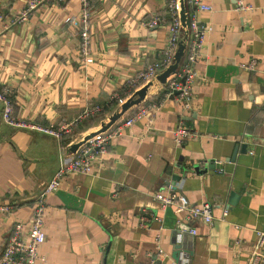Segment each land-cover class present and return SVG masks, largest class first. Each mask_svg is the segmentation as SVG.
I'll list each match as a JSON object with an SVG mask.
<instances>
[{"label": "crops", "instance_id": "1", "mask_svg": "<svg viewBox=\"0 0 264 264\" xmlns=\"http://www.w3.org/2000/svg\"><path fill=\"white\" fill-rule=\"evenodd\" d=\"M201 1L211 10L194 13L208 32L190 109L151 82L124 116L155 105L151 122L113 137L92 173L66 176L47 197L37 264L249 263L264 232V0H245L241 11L236 0ZM28 2L0 0V89L10 90L15 123L26 125L4 123L0 101V204L12 206L0 213V252L71 146L108 123L116 97L127 101L141 89L138 74L162 59L170 40L169 0H91L93 62L84 64L77 31L65 23L80 13V0H46L20 21ZM153 17L160 23L146 27ZM180 125L193 135L178 146L172 131ZM49 126L59 138L41 132ZM170 185L193 204L210 202L213 222L161 207L154 194ZM141 214L158 221L143 227Z\"/></svg>", "mask_w": 264, "mask_h": 264}, {"label": "built area", "instance_id": "2", "mask_svg": "<svg viewBox=\"0 0 264 264\" xmlns=\"http://www.w3.org/2000/svg\"><path fill=\"white\" fill-rule=\"evenodd\" d=\"M45 1L46 0H29L26 9L21 13L18 19L20 21L26 19L30 13L35 11ZM64 1L65 0H58V2ZM244 1L245 0H236V7L238 10L241 11L246 8ZM167 10L171 16V24L169 26L170 40L163 51L162 59L149 64L146 69L138 74L135 82L141 84V88H143L152 81H156V78L161 73L174 64L175 54L179 46H183V57L178 63L175 73L171 74L166 79L164 93L165 97L175 98L185 110H189L196 78L195 64L200 55L204 36L208 32V27L200 25L194 13L196 11H210L211 7L203 4L201 0H169ZM182 12L185 19L183 21L181 20ZM90 18V0H80V13L76 16H68L65 19V23L72 26L77 31L80 40V55L84 64H91L93 62L89 52L91 42ZM159 23L160 18L153 17L145 26L153 28ZM243 67L251 71L255 68V61L252 60L247 65H243ZM9 91L7 87L0 89V101L3 104L1 119L4 123L11 126L26 127L24 123H15L12 118ZM175 93L178 94L174 96ZM116 100L119 107L126 102V100L119 97H116ZM155 108V105H151L147 108L137 110V112L133 113L128 118H125L124 115L108 130L105 132H98L92 138L82 143L77 150L73 152L72 157L62 160L58 171L54 173L51 179L42 188L41 192L35 197L29 218L25 221L13 222L0 252V264H37L39 260V247L46 239L44 219L47 211V197L60 188L66 176L70 174L92 173L95 164L101 162L111 139L121 135L137 121L147 119V121L149 120V122H151L150 117H152V115L150 113L156 111ZM99 111V107L86 110L81 115L80 119ZM40 130L56 138L60 137V130H55L52 126ZM62 130L64 131V129ZM172 135L176 145L180 146L191 138L193 134L184 126L180 125L172 131ZM82 140L79 143H81ZM168 189L169 191L166 194L159 192L154 194L155 199L160 203L161 207L165 208L168 205H174L177 212H186L187 218H199L207 224L213 222L212 205L210 202L204 201L200 204H193L185 195L172 189L171 185L168 186ZM11 212L12 206L7 203L0 204V213L9 214ZM152 220L158 221V217L153 214H141L140 216V224L143 227L148 226V223ZM159 229H161V227ZM189 232L194 235L197 230L195 228H190ZM156 238H159V235H157ZM158 251L160 254H163L161 249L158 248ZM248 264H264V232L257 233V238Z\"/></svg>", "mask_w": 264, "mask_h": 264}, {"label": "water", "instance_id": "3", "mask_svg": "<svg viewBox=\"0 0 264 264\" xmlns=\"http://www.w3.org/2000/svg\"><path fill=\"white\" fill-rule=\"evenodd\" d=\"M182 2V1H181ZM181 20H185L184 16H183V12L181 13ZM183 51H184V47L183 46H179L176 54H175V62L173 65H171L168 69H166L163 73H161L156 80L162 84L165 85L166 83V79L173 73H175L178 63L180 62L181 58L183 57ZM151 86V83L145 85L143 88H141L140 90L136 91L123 105H121L120 110L115 112L110 118L108 123L106 124H102L100 130H98L97 132L91 133L88 136H86L81 143H76L74 145L71 146L70 150L72 152H75L77 150V148L84 143L85 141L89 140L90 138H92L96 133L98 132H105L106 130H108L114 123H116L118 120H120L132 107L139 105L142 101H144L145 96H146V92L148 87ZM178 93H175V95H177ZM173 98V97H171ZM241 152H247L246 149V145H242L241 146ZM235 154L232 157V160L234 159ZM195 172H201L198 170L197 167H195ZM175 179H178V176L175 174L174 175ZM234 196V195H232ZM236 198V197H234ZM179 249L180 246L177 245L176 250L173 251L172 253V257L174 259L178 258L179 255Z\"/></svg>", "mask_w": 264, "mask_h": 264}, {"label": "trees", "instance_id": "4", "mask_svg": "<svg viewBox=\"0 0 264 264\" xmlns=\"http://www.w3.org/2000/svg\"><path fill=\"white\" fill-rule=\"evenodd\" d=\"M90 4H91V0H90ZM164 88H165V86H164ZM165 91V90H164ZM161 96L160 97H158L157 99H155V101H158V100H161Z\"/></svg>", "mask_w": 264, "mask_h": 264}, {"label": "rangeland", "instance_id": "5", "mask_svg": "<svg viewBox=\"0 0 264 264\" xmlns=\"http://www.w3.org/2000/svg\"><path fill=\"white\" fill-rule=\"evenodd\" d=\"M120 110V109H119Z\"/></svg>", "mask_w": 264, "mask_h": 264}]
</instances>
